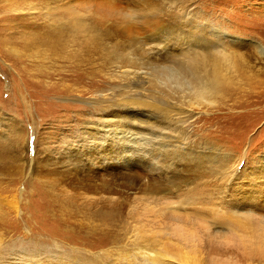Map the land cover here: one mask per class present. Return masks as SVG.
I'll use <instances>...</instances> for the list:
<instances>
[{
  "label": "rangeland",
  "instance_id": "374dc122",
  "mask_svg": "<svg viewBox=\"0 0 264 264\" xmlns=\"http://www.w3.org/2000/svg\"><path fill=\"white\" fill-rule=\"evenodd\" d=\"M75 16L86 35L71 34L68 23ZM206 37L216 45L207 47ZM197 40L210 54L222 48L235 56L230 82L210 105L182 98L162 75L196 58ZM170 42L172 51L157 56ZM136 92L159 103L151 114L145 106L132 112L143 126L151 123L148 129L155 134L139 129L135 150L160 158L159 130L170 126L182 134L183 147L212 155L200 161L203 171H196V161L182 158L186 165L180 163L176 173L182 182L203 176L198 189L209 193L223 189L231 199L238 192V199L264 196V0H0V240L1 248L10 249L4 257L12 262L15 253L36 249L46 256L81 255L86 264H128L131 258L143 264V254L160 250L153 238L163 242L157 230L169 224L171 214L173 229L195 233L202 264H264V254L243 252L234 236L212 246L206 235L221 227L212 223L211 212L181 209L176 202L183 198L134 216L144 184L134 179L137 168L129 176L117 170L116 177H122L115 190L121 194L111 196L112 202L92 200L72 186L83 158L78 155L75 163L73 156L98 144L94 133L111 120L97 115L111 109L121 113ZM174 133L168 131V137ZM109 138L99 142L104 150L118 144ZM124 146L131 151L133 145ZM86 179L95 185L108 180ZM169 180L164 176L158 182L175 190ZM205 182L211 190L201 187ZM211 207L205 202L201 208Z\"/></svg>",
  "mask_w": 264,
  "mask_h": 264
},
{
  "label": "bare ground",
  "instance_id": "6f19581e",
  "mask_svg": "<svg viewBox=\"0 0 264 264\" xmlns=\"http://www.w3.org/2000/svg\"><path fill=\"white\" fill-rule=\"evenodd\" d=\"M68 24H69V29H71L73 32L71 34L76 35L82 31L83 34H85L83 30V25H81L80 20L76 18V16L74 17V19H72L71 17ZM209 40L211 41V43L209 42ZM196 42L198 44L197 45L198 48L201 49L198 55L196 53V58L187 60L188 64L185 67H180L175 69L167 68L162 75L164 76L165 82L167 81L168 84L172 85L170 86L167 84L168 88L174 91L177 90L180 94H182L183 96L182 98L185 99L186 97H188L189 101L204 102L210 105L213 104L214 101H216V98L218 97L219 94H221L222 89H224L227 83L230 82L232 78L231 74H234L236 69L235 56L228 53H222V51H224L222 48H219V51L216 52L215 54H210L206 52L205 51L206 48L215 46L217 40L213 41L212 39H208L206 37L207 47H205L200 40L195 41V44ZM172 49H173V45L170 42L165 47L161 48L160 50H157L156 54L157 56L158 55L160 56V54L163 53L164 51V53L168 55L167 53L169 51H172ZM135 88H141V87L139 86ZM129 99H130V101H128L129 105L125 106V108L121 110V113L120 111L117 112L115 109H111V112L108 111L110 113H106L105 111H100V113L97 115L99 119L103 117L111 120L103 121L105 122L103 130L101 129L103 133L101 132V130L96 131V133H94L96 134L95 139L96 140L101 139V141L99 142L103 145V142H105L107 138L114 136L117 138V139L115 138L116 139L115 141L118 144L117 145L115 144L114 146H111L110 144L109 150H104L102 148V145L100 147L98 142V144L96 143L93 146L90 145L89 147H82L81 151H76L75 155L72 158V161L76 163V161L79 158L78 155L80 154L83 155V158L82 160L79 161L81 166L80 169H78V173H76V177H74L76 178V182H74V185L72 186H74L76 190L77 188L79 190H82L87 198H90L92 200L105 199L108 200V202H112L113 197L111 196L116 197V195L121 194V192H117L115 190L117 179L122 177V175L120 177L118 176V178L116 177V175H119L120 173V171L117 170L122 169L121 172L124 170L126 172L125 175L127 174L126 176H129L128 174L132 172V168L133 169L137 168L136 171L137 173L135 174L133 172L135 174V177L134 176L133 177L134 179L137 180H143L144 184L142 186L143 188L141 189L142 197L140 198V200H142V206L139 208V211L138 210L133 211L132 214H134V216L141 218L143 216H146L152 209L158 206L167 205L169 200H172V198L175 199L183 198V202H176V205L181 206V209L190 206L191 209L194 210L199 215L211 212L210 215L212 218V223L221 227L222 230L216 229L215 232H211V234L206 235V239L212 246L213 243L216 241L219 242L223 239L234 236L236 244L243 252L249 251L255 254H264V196L263 197L247 196L238 199V197H241L240 193L238 192L235 195L236 197L231 199L230 196L223 189H218V190L212 189L213 191L209 193L206 190L204 191V189L202 190V188L198 189L199 186L202 185L198 183L200 181L199 177H203L199 175H197L199 176L197 178L194 177V179H190V180H186L185 182H182L179 175L176 174L177 169L180 168V163L182 158L183 159L186 157L189 158L185 160H188L191 163L196 161V164L193 163L197 166V167L195 166V168L197 169L196 171H203L201 167L202 162L200 161L204 159L205 161H207L206 159H210L211 157L209 156L212 155L203 157L201 156L203 153H199L198 150H196L197 149L196 147H192L191 145L190 147H186L185 145L183 147L182 142H184V139L182 134L176 133L175 130H171L170 126H168L167 128L161 127V130H159L160 131L159 145L162 149L159 148L157 145L156 146L158 150L163 151L162 153L160 152L158 153L160 158H158V156L156 158L155 157L156 155H154L152 152L150 154H146L145 150H135L134 147L136 148L135 145L136 141H134L133 137L139 135L138 133L141 132L139 129L141 130L145 129V131L149 130L151 134L154 133H152L153 131L152 129H148L151 128L152 125L151 123L144 124V126L146 125V127H144L142 125L143 124L142 122L137 120L136 117H132L133 116L132 112H136L138 108L145 106V108L147 107L149 109L147 110V112L151 114V111H153V109L157 107L156 103L159 102L157 100H154V98H149L148 96L142 95L141 92L134 93V95L131 96V98ZM145 99L146 100L149 99L151 101L147 102L145 101ZM99 103L97 104L98 105L97 107H99ZM104 105L106 106V104ZM93 108L99 111V109L96 108L95 106ZM111 108H113L112 105ZM164 112L168 114L167 110H165ZM187 113L189 112L187 111ZM128 119H130V121L132 119L133 121L128 123V125H125L123 123L120 124V121L123 120L124 122L125 121L128 122ZM100 124L101 123H97L96 125L100 126ZM118 129H120L119 130L120 132L116 131ZM138 130L140 132H138ZM168 131L171 133L175 132L174 133L175 137L172 136L171 138H169L167 134ZM132 139H133V143L131 142ZM173 139L174 141H172ZM170 140L171 142H168ZM93 142L95 141L93 140ZM125 143L126 144L131 143L133 145L131 146L132 147L131 151L129 150V147L128 150L125 149L126 148V146H124L126 145ZM155 144L153 146H155ZM168 147L172 148L171 150L176 152H173L171 150L167 151ZM133 160L136 161L133 163L132 162ZM131 162L133 164H130ZM151 162H154L156 165L152 164ZM207 162H205L206 163L205 167L207 166ZM135 163L138 166L136 165L133 166ZM181 164L186 165L183 161ZM211 164L213 165L212 162ZM209 166L211 165L208 164V167ZM84 168L88 169V171H85L86 169ZM212 168L215 169L214 167ZM207 170H211V169H207ZM87 175H92L99 179L107 178L108 180H105L106 181L105 184L95 185L86 179ZM164 176L167 179L171 180V182H167L169 183L168 187L170 186L172 188H175V190H168L167 187L161 186L163 184H160L161 182L159 183L158 180L161 181V179L164 178ZM201 183L203 182L201 181ZM209 183L203 184V186L201 187L204 188L206 186L209 187ZM246 185L249 186V184ZM189 186H193L192 189L183 190L184 187H189ZM131 190H135V187L131 188ZM111 191H113L114 193L110 194ZM205 202L207 204L211 203L212 207L209 209H202L201 207L205 206ZM154 203H157V205L154 207L150 206L151 204ZM252 203H256V205L254 204L253 206ZM249 208H253V211H256V213L252 212ZM177 210L180 209L175 208L173 209V212ZM227 211H229L231 214L229 215ZM237 211H240L241 214L236 215L238 214ZM178 212L179 211H177V213ZM221 212H224V214L227 217L221 216ZM255 217H258L259 220H256ZM175 221L178 223L182 222L179 219H175ZM248 222L251 223L250 226H248ZM157 231L163 233L162 243L158 242V237L153 238L154 242L157 243L160 250L154 253V256L151 257H145L146 255L143 254L142 256L145 259V262L143 264H189L190 262H195L196 264L203 263V259L201 258L199 253L197 240L193 237L195 233L193 232L186 233L180 229H173V221L171 214H169V224L164 228L158 229ZM246 231L250 232L251 234H246ZM1 246L2 245L0 240V259H2V261L0 260V264H86L85 263L86 260H83V258H79L81 257V255H76L78 257H75V255L69 254V258L65 257V255L62 257L46 256L45 254L39 252L40 250H36V249L29 251L26 250L24 251V254H22V252L17 254L13 253L14 254V256L12 257L13 261L9 262L7 260V258L9 257H4V255L5 256L9 255L8 252L10 251V249L9 247L1 248ZM213 252L214 254L216 253L215 250H213ZM127 261L128 264H140L139 260L137 262L133 258L128 259ZM209 264H214V263H209Z\"/></svg>",
  "mask_w": 264,
  "mask_h": 264
}]
</instances>
